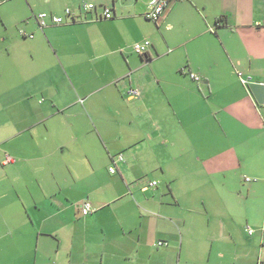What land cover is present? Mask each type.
Listing matches in <instances>:
<instances>
[{
	"label": "crops",
	"instance_id": "1",
	"mask_svg": "<svg viewBox=\"0 0 264 264\" xmlns=\"http://www.w3.org/2000/svg\"><path fill=\"white\" fill-rule=\"evenodd\" d=\"M84 2L114 17L96 20ZM150 2L0 0L1 40L15 54L14 73L0 63V264H264L263 107L239 76L264 83V0H175L158 25L146 17ZM41 12L66 22L41 28ZM18 31L31 39L25 49L13 44ZM145 39L140 55L132 46ZM132 87L139 99L128 98ZM180 164L192 165L184 174L203 197L223 194L220 179L242 181L249 236L216 234L241 223L233 211L210 224L207 211L214 234L184 242L173 222L187 223L173 204ZM147 177L158 186L145 190ZM85 201L95 208L87 216Z\"/></svg>",
	"mask_w": 264,
	"mask_h": 264
},
{
	"label": "rangeland",
	"instance_id": "2",
	"mask_svg": "<svg viewBox=\"0 0 264 264\" xmlns=\"http://www.w3.org/2000/svg\"><path fill=\"white\" fill-rule=\"evenodd\" d=\"M3 2V1H2ZM47 13V12H46ZM6 16L4 11H0V63L5 64V69L7 70L6 72L8 73H14L13 71V67H15L14 64V56L15 54L10 55L9 52H11V50H9L10 47H12V41L7 40L6 42H3L1 39H3L4 37H7V33H6V26H8L6 20L4 21ZM12 16V15H11ZM14 18L16 19L17 16L13 15L12 19L14 20ZM24 31V29H22ZM31 32V31H29ZM6 33V35H5ZM19 35L17 34L15 37H19V40H16L13 42V44L17 45L18 42L23 43V41L25 42L24 45V49L26 47V45L29 43V41H31V39H24V36L21 34V31H18ZM26 55V54H25ZM25 55H22L20 57V60H25ZM16 75L20 76V73L18 71H15ZM22 78V77H21ZM19 79V78H18ZM6 86H10V84H5V85H1V87H6ZM4 99L8 100L6 97H4ZM3 101H0L1 105H3L4 103H2ZM262 108V113H263V117H264V105H259ZM17 167L19 168V170L24 171V165L23 164H19L17 165ZM192 169V165L188 164L185 165L182 169L181 164L179 165V170L182 176V179L179 182L180 185V189L177 191V195H176V199L173 198V204L177 206L176 204V200H179L180 205L184 207V211L180 212L181 215L185 218V220L187 221V223L184 222H180V221H176L173 220V222H176L178 224V232L180 234V232L183 233V237H184V242L186 241V237H191V235H193V237H197V236H203V237H207V235H213L214 230L211 227H215L211 225V227H207V224L202 223V220H205V215L207 214V211H209V215L212 216L211 220L213 222H211L210 224L215 223L218 219H221L220 216L224 215L226 216L225 221H227V216L228 213H233V211H235V214L238 216V220L240 221L241 225L239 226L236 225L235 228L232 227H226V228H221L219 229V232H217L216 234H220V230L224 231L223 236L228 234V231H231L233 233H235V236L239 238H243V236L247 237L249 236L246 232H245V226L248 224V222L250 221V224L253 223V220L255 219V215H252V211H250L252 208L251 206L253 205L252 202H249L248 197H247V192L246 194L244 193V187L242 184V181H240L241 185L237 186V188H235L234 186H236L237 183H235L232 180H223L220 179L218 181H216V190L223 193L224 196L221 195H217L216 193L213 192H209L207 195H205L203 197L202 192L200 191V180H195V179H190L188 177L185 176L184 173H190ZM249 169L251 170L252 168L249 167ZM252 178V177H251ZM148 180L144 181L143 184L144 186H147L149 184L150 181H153V179L151 178H146ZM185 183L187 185V187L185 186ZM248 183V182H246ZM235 184V185H234ZM249 184V183H248ZM246 185V187L248 188L249 185ZM182 187H186L189 188L193 191V195H183L182 193ZM209 187H211L209 185ZM234 188V189H232ZM234 190L235 192L230 191ZM242 191L243 192V197H237L236 195V191ZM202 198H204L206 200V203H202ZM193 205V208L196 210L195 212H193L192 214L193 216V221L195 225H190V223H192V219H190L189 215L190 212L188 210L187 206H191ZM189 214V215H188ZM180 215V217H181ZM264 218V217H263ZM209 224V225H210ZM217 224V223H216ZM263 224H264V220H263ZM219 225V224H218ZM221 226V225H220ZM209 232V233H207ZM263 233L259 232L256 235L260 236ZM164 235V234H163ZM187 235V236H186ZM250 235H254L253 237H256L255 232L250 234ZM245 244L243 242V240H241V242L239 243V247L240 249L243 250ZM180 247V246H179ZM184 248H186V246H184ZM226 251L228 252V254L233 251L234 249L230 246H225ZM185 252V251H184ZM258 258V257H257ZM263 259H264V254H263ZM263 262V261H260ZM177 264V263H176Z\"/></svg>",
	"mask_w": 264,
	"mask_h": 264
},
{
	"label": "built area",
	"instance_id": "3",
	"mask_svg": "<svg viewBox=\"0 0 264 264\" xmlns=\"http://www.w3.org/2000/svg\"><path fill=\"white\" fill-rule=\"evenodd\" d=\"M5 1V0H4ZM175 0H151L149 4V9L146 13V16L151 19L152 21L156 22L157 24H160L165 17L169 7ZM80 10L87 13L94 10H97V5L92 2H84L80 6ZM101 16L96 17V19H111L114 17V13L112 11V7L110 6H102L100 10ZM65 14L68 18H71L73 20L76 19V12L72 8H67L65 11ZM37 21L41 28H45L48 25H58L63 24L66 22V18L64 16L59 15H51L46 12H41L37 15ZM213 29V28H212ZM33 37V35H31ZM151 46V41L148 39H145L143 41H138L133 44L132 48L133 50L141 55H145L148 51V49ZM240 79L244 85H250L251 81L247 77H244L242 74H239ZM141 97V91L137 87H132L128 92V98L130 99H139ZM117 160L114 161V165H112L109 170L112 173H115L117 170V161H123L124 155L120 154L117 156ZM7 161H12V158L10 156H7ZM246 180H250L249 177H246ZM158 181L153 180L150 181L147 186L144 187V189H148L149 187H157ZM82 213L87 216L92 213H94L95 208L93 207L92 203L90 201H85L82 206ZM248 232L250 234L254 233V229L251 227H248ZM158 245H167L165 242L160 241Z\"/></svg>",
	"mask_w": 264,
	"mask_h": 264
},
{
	"label": "water",
	"instance_id": "4",
	"mask_svg": "<svg viewBox=\"0 0 264 264\" xmlns=\"http://www.w3.org/2000/svg\"><path fill=\"white\" fill-rule=\"evenodd\" d=\"M249 87L253 92L257 102L261 105H264V83H251Z\"/></svg>",
	"mask_w": 264,
	"mask_h": 264
},
{
	"label": "trees",
	"instance_id": "5",
	"mask_svg": "<svg viewBox=\"0 0 264 264\" xmlns=\"http://www.w3.org/2000/svg\"><path fill=\"white\" fill-rule=\"evenodd\" d=\"M102 6H107V5H101V6H99V5H97V10H94V12L96 13V17H99V16H101V13H100V10H101V7ZM91 12H93V11H91ZM96 17H95V19H96ZM147 17V16H146ZM148 18V17H147ZM149 19V18H148ZM97 20V19H96ZM151 20V19H150ZM154 22V21H153ZM220 23L221 22H223V21H219ZM156 23V22H155ZM157 24V23H156ZM158 25V24H157ZM152 44V43H151ZM141 55V54H140ZM190 75L192 76V78L193 79H195L196 81H198V82H200L201 80H200V77L198 76V75H196L195 73H190ZM246 86V85H245ZM246 87H248V89H250V87H249V85H247ZM258 105H261V104H259L258 103ZM120 155V154H119ZM118 156V155H117ZM118 158L116 157L115 159H114V161L115 160H117ZM254 232H255V230H254ZM260 264H262V262H260Z\"/></svg>",
	"mask_w": 264,
	"mask_h": 264
}]
</instances>
